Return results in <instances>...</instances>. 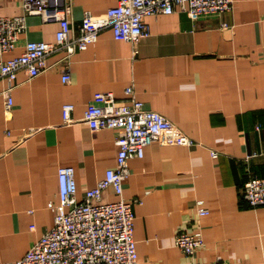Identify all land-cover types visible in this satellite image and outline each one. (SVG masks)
I'll return each mask as SVG.
<instances>
[{"label": "crops", "instance_id": "crops-1", "mask_svg": "<svg viewBox=\"0 0 264 264\" xmlns=\"http://www.w3.org/2000/svg\"><path fill=\"white\" fill-rule=\"evenodd\" d=\"M116 4L72 0V23L77 27L85 14L104 17ZM20 15L21 0H0V16ZM145 24L149 35L135 45L105 28L69 61L55 53L37 77L19 71L9 111L8 83L0 80V263L21 259L53 226L48 203H58L60 167L74 168L81 201L115 165L119 131H92L79 120L98 93L125 100L130 87L197 142L152 143L143 158L128 162L123 198L139 201L138 264H264V206L250 207L240 195L250 177H264V0H234L231 11L198 20L177 9ZM58 29L57 21L27 16L18 46L4 59L19 55L26 41L54 42ZM66 65L70 80L63 83ZM65 103L74 105L78 122L63 124ZM113 200L109 188L100 203ZM198 230L203 244L192 259L175 236Z\"/></svg>", "mask_w": 264, "mask_h": 264}, {"label": "built area", "instance_id": "built-area-1", "mask_svg": "<svg viewBox=\"0 0 264 264\" xmlns=\"http://www.w3.org/2000/svg\"><path fill=\"white\" fill-rule=\"evenodd\" d=\"M23 15L0 16V80H6L5 110L13 105L10 95L17 73L24 71L35 78L47 69V58L63 53L66 61L78 50L94 44L98 34L109 28L115 39L132 45L149 35L145 19L158 14H172L177 9L191 19L221 15L232 10L234 0H117L104 17L85 14L75 27L71 20L72 0H21ZM58 12L62 15L59 17ZM27 16H40L43 22L57 21L59 29L54 42L26 41L19 55L4 59L14 52L21 33L26 29ZM227 27L226 24L222 25ZM66 65L62 82L70 80ZM127 99L118 100L112 92L95 95L79 122L92 131L112 129L116 137L118 154L113 167L106 169L104 177L86 190L81 201L77 199L75 170L71 166L57 171L58 203L49 202L54 213L53 226L14 263L5 264H138L134 240L133 205L137 199L123 198V183L129 177L128 162L143 158L145 148L152 143L191 147L197 142L160 113L146 108L126 89ZM74 105L62 106L63 124L78 122L72 117ZM111 188L115 200L100 203L102 194ZM241 199L250 207L264 206V177H250L242 186ZM208 211L200 210L203 216ZM203 238L198 231H181L175 236V246L193 259ZM3 264V263H0ZM189 264H204L191 261ZM211 264H227L215 261Z\"/></svg>", "mask_w": 264, "mask_h": 264}]
</instances>
